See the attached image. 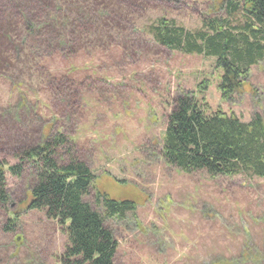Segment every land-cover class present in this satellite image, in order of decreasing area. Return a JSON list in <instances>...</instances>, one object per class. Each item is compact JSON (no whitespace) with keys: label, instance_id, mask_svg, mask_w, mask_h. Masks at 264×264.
<instances>
[{"label":"rangeland","instance_id":"1","mask_svg":"<svg viewBox=\"0 0 264 264\" xmlns=\"http://www.w3.org/2000/svg\"><path fill=\"white\" fill-rule=\"evenodd\" d=\"M54 1L63 10L83 7L87 12L99 4L111 20L102 18L97 32L78 45L77 56L41 61L42 45L57 32L34 39L21 18L8 16L3 30L12 32L16 44L21 40V47L16 55L7 51L8 64L0 58V111L14 110L18 81L32 105H38L29 115L32 121L22 112V125L0 115V126L8 125L4 135L10 136H4L3 146L13 144L20 127L18 133L29 130L27 140L34 141L41 130L52 129L57 111L46 84L48 68L61 76L70 72L77 81L94 80L80 101L83 107L74 110L80 116L74 140L96 178L85 199L102 214L97 191L137 204L135 215L125 221L106 219L119 243L116 264H210L239 258L246 249L264 252V178L186 173L165 163L159 150L170 104L181 90L194 94L208 114L221 111L244 122L255 113L264 117V60L251 68L232 99L224 100L219 90L223 70L215 56L167 49L148 33L160 16L198 29L210 13L227 15L225 0H170L164 8L156 0ZM205 80L208 88L200 92ZM6 179L11 205L7 214L0 208V264H63L66 232L44 211L29 208V175L18 178L6 170ZM13 217L18 218L15 230L4 231Z\"/></svg>","mask_w":264,"mask_h":264},{"label":"trees","instance_id":"2","mask_svg":"<svg viewBox=\"0 0 264 264\" xmlns=\"http://www.w3.org/2000/svg\"><path fill=\"white\" fill-rule=\"evenodd\" d=\"M156 1L162 3L161 8L170 4V0ZM225 2L227 15L214 17V12L210 13L204 16L198 29H189L173 18L160 16L147 30L157 44L167 49L215 56L216 66L223 70L219 90L224 100H230L247 83L251 68L264 60V0ZM58 3L61 2L0 0V58H5L3 62L8 64V50L16 55L21 47V40L16 44L12 32L3 30L9 15L21 18L26 33L34 39H45L47 33L57 32L56 38L45 39L42 45L45 50L40 52L41 61L46 56L49 59L74 56L78 45L95 34L104 19L111 20L99 4H94L96 9L87 12L89 8L83 7L63 10L58 8ZM6 43L9 47L4 48ZM40 69L38 72L43 71ZM47 71L51 105L57 111L53 117L55 120L51 121L54 124L52 129L41 130L34 141L27 140L29 130L18 133L20 127L13 144L4 147V136L10 137L4 135L8 125L0 126V149L4 151H0V208L6 214L10 211L11 193L6 170L18 178L28 174L29 208L44 211L66 232L68 244L63 264H116L119 243L106 219L125 221L129 215H135L137 204L130 199L110 198L97 191L95 199L102 214L85 199L96 178L81 157L73 136L80 120L74 110L83 107L80 102L85 99L83 94L95 81L85 78L77 81L69 76L70 72L61 76L54 74L51 68ZM21 86L20 81L14 83L19 92L14 110L0 111L2 117L12 116L18 125H22L19 123L24 117L22 112L32 121L31 113L36 112L38 105H32L31 97L27 92L24 94ZM198 86L200 92L206 90L208 81ZM36 96L35 100L39 102ZM170 107L159 144L165 163L186 173L201 171L211 177L242 174L264 178V117L261 114H253L248 122L221 111L208 114L194 94L182 90L173 97ZM8 159L16 162L10 164ZM17 221V217L8 218L3 230L14 231ZM263 258L264 252L254 248L252 251L246 249L239 258H217L210 264H261Z\"/></svg>","mask_w":264,"mask_h":264}]
</instances>
